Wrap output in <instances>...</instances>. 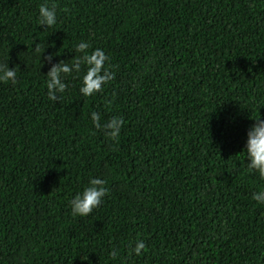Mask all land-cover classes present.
Listing matches in <instances>:
<instances>
[{
  "label": "trees",
  "instance_id": "obj_1",
  "mask_svg": "<svg viewBox=\"0 0 264 264\" xmlns=\"http://www.w3.org/2000/svg\"><path fill=\"white\" fill-rule=\"evenodd\" d=\"M81 41L114 79L86 98L62 73L50 101L46 73ZM0 65L16 68L0 83V264H264V180L241 151L264 119V0H0ZM91 112L122 118L119 136ZM95 177L108 194L73 217Z\"/></svg>",
  "mask_w": 264,
  "mask_h": 264
},
{
  "label": "clouds",
  "instance_id": "obj_2",
  "mask_svg": "<svg viewBox=\"0 0 264 264\" xmlns=\"http://www.w3.org/2000/svg\"><path fill=\"white\" fill-rule=\"evenodd\" d=\"M56 15L54 5L49 7L47 4H41L38 9L37 23L44 28H50L57 23ZM73 47L80 55L74 56L70 64L63 62L53 64L45 75L47 97L50 101H57L59 94L63 93L67 87L62 79V73L65 76L75 73L80 77L79 93L86 98L102 91L103 86L114 79L115 73L110 70L109 57L103 49L97 47L89 52L90 44L87 41L76 43ZM36 51H39L38 45ZM47 59L51 60V55ZM82 65L84 71L81 76ZM7 82L16 83V68L10 69L8 65H0V83ZM90 120L94 128L104 130L105 135L110 139H116L119 136L124 123L122 118L113 117L101 124L100 116L96 112L90 113ZM252 120L254 123L247 130L246 142L241 151L248 161L247 169L257 173L259 178L264 180V119L258 117ZM104 185L105 180L99 177L91 178L88 184L69 200L71 215L73 217L88 216L108 194V189ZM251 199L257 204H264V188L254 192ZM142 250L146 251L145 242L143 239H137L134 245L129 246V255L140 256ZM110 255L115 257L117 251L113 250Z\"/></svg>",
  "mask_w": 264,
  "mask_h": 264
}]
</instances>
